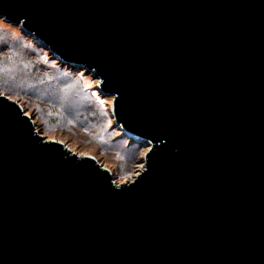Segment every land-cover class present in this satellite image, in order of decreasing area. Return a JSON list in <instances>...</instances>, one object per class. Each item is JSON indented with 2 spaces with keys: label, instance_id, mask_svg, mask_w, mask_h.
Returning a JSON list of instances; mask_svg holds the SVG:
<instances>
[{
  "label": "water",
  "instance_id": "95a60500",
  "mask_svg": "<svg viewBox=\"0 0 264 264\" xmlns=\"http://www.w3.org/2000/svg\"><path fill=\"white\" fill-rule=\"evenodd\" d=\"M149 144L129 182L0 91V264H264V0H0Z\"/></svg>",
  "mask_w": 264,
  "mask_h": 264
},
{
  "label": "rangeland",
  "instance_id": "374dc122",
  "mask_svg": "<svg viewBox=\"0 0 264 264\" xmlns=\"http://www.w3.org/2000/svg\"><path fill=\"white\" fill-rule=\"evenodd\" d=\"M85 71L63 64L0 17V91L19 101L48 140L94 156L118 183L132 181L145 166L149 144L115 123L114 97Z\"/></svg>",
  "mask_w": 264,
  "mask_h": 264
},
{
  "label": "trees",
  "instance_id": "16d2710c",
  "mask_svg": "<svg viewBox=\"0 0 264 264\" xmlns=\"http://www.w3.org/2000/svg\"><path fill=\"white\" fill-rule=\"evenodd\" d=\"M21 30H22V28H21ZM22 32L23 33H25L23 30H22ZM25 35H27L26 33H25ZM30 37V36H29ZM32 40H33V42L35 43V44H37V46H39V47H41V48H43L42 46H40L32 37H30ZM25 46L26 47H29V48H31L28 44H26L25 43ZM32 49V48H31ZM44 49V48H43ZM46 50V49H45ZM48 51V50H47ZM49 52V51H48ZM65 65H67L68 67H70V65H68V64H65ZM71 67H73V66H71Z\"/></svg>",
  "mask_w": 264,
  "mask_h": 264
}]
</instances>
